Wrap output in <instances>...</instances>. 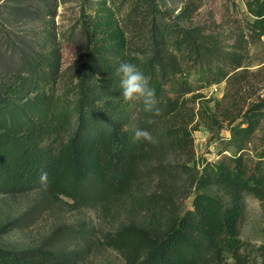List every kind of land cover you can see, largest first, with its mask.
I'll return each mask as SVG.
<instances>
[{
  "label": "trees",
  "instance_id": "16d2710c",
  "mask_svg": "<svg viewBox=\"0 0 264 264\" xmlns=\"http://www.w3.org/2000/svg\"><path fill=\"white\" fill-rule=\"evenodd\" d=\"M73 1L12 0L13 6H5L18 20L46 26L32 35L31 45L0 34L1 66L10 76L0 88V194L34 189L46 202L64 196L78 204H89L91 196L132 198L149 174L144 165L150 150L164 137L189 155L196 117L189 102L241 66L242 57L220 38L166 20L157 0H76L79 15L70 34H58L59 4ZM248 12V36L261 41L264 0H251ZM70 41L80 44V54L65 68L63 45ZM124 61L137 63L150 77L159 114L122 99L117 69ZM230 118L231 125L242 119L231 128L233 137L250 140L264 120V101ZM138 128L151 131L156 143L136 140ZM238 154L179 166L201 192L193 209L173 219L168 230L125 224L107 233L102 246L118 252L124 264H264V243L256 247L241 239L244 197L264 204V147L257 155ZM156 170L173 174L162 165ZM43 172L46 183L39 179ZM210 188L228 200L202 191ZM66 229L73 247L0 249V264H86L97 247L90 229Z\"/></svg>",
  "mask_w": 264,
  "mask_h": 264
},
{
  "label": "rangeland",
  "instance_id": "374dc122",
  "mask_svg": "<svg viewBox=\"0 0 264 264\" xmlns=\"http://www.w3.org/2000/svg\"><path fill=\"white\" fill-rule=\"evenodd\" d=\"M166 20L186 29H199L221 39L229 51L242 57L239 68L231 72L220 84L203 88L202 98L189 102L196 114L189 129L193 148L189 155L177 149L171 140L164 137L150 150L144 170L149 174L136 186L132 198H110L109 201L94 200L89 204H78L71 198L61 196L46 202L39 192L30 190L22 195L0 194V249L28 251L40 246L73 247L70 229L87 226L90 242H95L86 264H124L122 256L106 248L104 236L121 225L137 224L152 232H165L173 219L193 209L198 191L190 186L189 179L179 166L193 167L194 161L216 163L223 159L249 153L251 156L263 151L264 120L250 140L243 135L233 137V125L229 117L244 114L252 105L264 101V37L253 41L248 36L251 16L248 3L251 0H157ZM13 6L12 0H0V34L12 37L17 43L31 45L35 33L46 26L43 21L18 20L6 13ZM78 2H60L54 20L58 34H70L78 17ZM24 37V38H23ZM3 42V51L8 47ZM80 44L72 41L63 45L64 67L76 63ZM0 61V88L10 76ZM195 81V79H194ZM200 87V84H197ZM189 112V111H188ZM230 118V119H231ZM162 133V130L159 131ZM257 158L255 159V161ZM165 166L173 174H163L154 168ZM209 194H219L226 200L224 192L203 189ZM94 192V190H93ZM244 216L241 223V239L258 246L264 243V204L250 195L243 199ZM64 233V234H63ZM74 234H77L76 231Z\"/></svg>",
  "mask_w": 264,
  "mask_h": 264
},
{
  "label": "clouds",
  "instance_id": "9594fccd",
  "mask_svg": "<svg viewBox=\"0 0 264 264\" xmlns=\"http://www.w3.org/2000/svg\"><path fill=\"white\" fill-rule=\"evenodd\" d=\"M117 71L120 76L119 87L122 99L125 102L140 101L145 112L159 114L156 89L142 68L135 62L124 61L119 64ZM134 136L136 140L156 143L155 137L148 129L138 128ZM39 179L41 183H46L48 174L41 173Z\"/></svg>",
  "mask_w": 264,
  "mask_h": 264
}]
</instances>
